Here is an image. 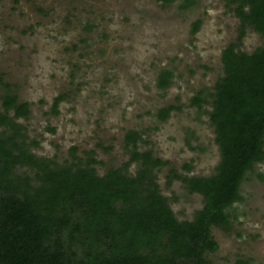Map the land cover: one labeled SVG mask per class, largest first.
I'll return each mask as SVG.
<instances>
[{
    "label": "rangeland",
    "instance_id": "374dc122",
    "mask_svg": "<svg viewBox=\"0 0 264 264\" xmlns=\"http://www.w3.org/2000/svg\"><path fill=\"white\" fill-rule=\"evenodd\" d=\"M230 1L195 0L184 8V0H0V76L19 102L29 104V117L16 122L27 142L38 144L31 152L58 163L71 161L73 147L81 158L92 152L103 175L127 162L125 133L142 132L138 150L169 162L156 174L161 194L178 221L192 220L202 197L180 181L168 186L166 175L173 168L208 177L219 163L211 108L203 105V113L191 99L213 91L222 76L221 52L236 42L239 21ZM195 22L200 25L192 34ZM263 43L247 29L239 50L251 54ZM163 69L173 74L166 90L156 85ZM169 105L180 109L158 121L157 111ZM136 169L132 163L126 173ZM240 193L244 200L234 205L231 230L211 229L218 245L205 256L211 264H264V161L246 174Z\"/></svg>",
    "mask_w": 264,
    "mask_h": 264
},
{
    "label": "trees",
    "instance_id": "16d2710c",
    "mask_svg": "<svg viewBox=\"0 0 264 264\" xmlns=\"http://www.w3.org/2000/svg\"><path fill=\"white\" fill-rule=\"evenodd\" d=\"M184 2L187 8L195 0ZM230 3L239 21L236 42L221 52L222 76L213 91L191 99L203 113V105L211 108L206 113L219 163L208 177L184 176L173 168L166 175L168 186L180 181L189 194L202 197V208L190 221H178L161 194L156 174L169 162L138 150L142 132L125 133L127 162L103 175L92 152L81 158L74 147L71 161L36 157L31 148L37 142H27L25 128L16 122L29 117V104L19 102L0 76L5 90L0 95V264H211L205 256L218 249L211 229L231 230L234 205L244 200L241 184L264 161V43L251 54L239 50L247 29L264 39V0ZM199 25H192V34ZM172 78L170 70H161L157 88L168 89ZM63 100L64 95L53 100L52 113L58 114ZM179 109L166 106L156 118L164 122ZM132 163L137 169L129 175Z\"/></svg>",
    "mask_w": 264,
    "mask_h": 264
}]
</instances>
